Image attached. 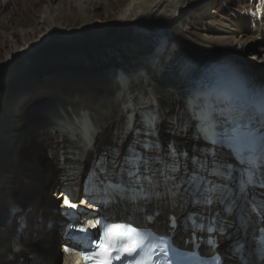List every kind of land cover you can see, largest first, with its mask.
<instances>
[{
    "label": "bare ground",
    "instance_id": "6f19581e",
    "mask_svg": "<svg viewBox=\"0 0 264 264\" xmlns=\"http://www.w3.org/2000/svg\"><path fill=\"white\" fill-rule=\"evenodd\" d=\"M216 1L0 0V264H75L62 243L68 209L149 216L164 233L169 214L201 209L230 235L225 252L247 239L239 213L251 227L258 218L244 200L229 213L193 210L187 197L144 199L121 167L133 150L167 158L171 146L181 162L216 152L235 179L248 170L203 129L236 125L264 95V11L252 21L219 13ZM43 107L48 125L30 126Z\"/></svg>",
    "mask_w": 264,
    "mask_h": 264
},
{
    "label": "snow or ice",
    "instance_id": "6c2138e0",
    "mask_svg": "<svg viewBox=\"0 0 264 264\" xmlns=\"http://www.w3.org/2000/svg\"><path fill=\"white\" fill-rule=\"evenodd\" d=\"M234 135L244 137L251 135V129L245 124L234 126ZM151 149V146H147ZM177 155L175 149L170 146L167 158L157 154L155 157L145 154L136 155L133 150L125 156L122 162V169L128 175L129 183L141 189V196L144 199L176 200L178 197H187L197 207L216 208L222 207L225 212L231 213L239 200H244L253 213L264 216V168L257 174L250 165L247 171L241 173L235 179L233 173L226 170L217 159V153L211 152L204 159L189 157L187 153ZM240 162L244 161V152L240 153ZM153 163L159 167L153 170ZM190 164V167H189ZM108 169L104 167L101 174L108 184H112V178L107 175ZM235 181V183H233ZM121 187L123 183L121 182ZM65 205H70L67 198ZM194 223V227L195 222ZM79 231L86 232L81 226ZM213 229L209 227L208 231ZM133 229L125 225L111 224L104 225L101 232L96 234L97 238L92 240L96 255L105 258L102 264L113 252L125 254L134 251L126 241L133 233ZM165 237H160L164 239ZM146 237L141 236L137 244L143 243ZM70 249L65 248V252ZM88 261L93 256L87 252L81 253Z\"/></svg>",
    "mask_w": 264,
    "mask_h": 264
},
{
    "label": "rangeland",
    "instance_id": "374dc122",
    "mask_svg": "<svg viewBox=\"0 0 264 264\" xmlns=\"http://www.w3.org/2000/svg\"><path fill=\"white\" fill-rule=\"evenodd\" d=\"M215 7L217 11L221 14L227 15L228 13L232 14L234 12L237 13L242 12L246 17H248L252 21H256V16L260 12V9L264 11V0H217ZM23 11L25 14H27L28 18H30L28 13H26L27 12L26 7L23 8ZM23 20L26 21V17L23 18ZM0 47H2V41H0ZM47 109H48L47 107H43L35 110L33 112L35 114L29 120L30 121L29 125L37 127V129L45 128V125L46 124L48 125L49 122L48 119H50L48 118L49 115ZM21 155L24 162L27 160V158L29 161L30 157L32 156L31 154H27V152L24 154V151H22Z\"/></svg>",
    "mask_w": 264,
    "mask_h": 264
}]
</instances>
